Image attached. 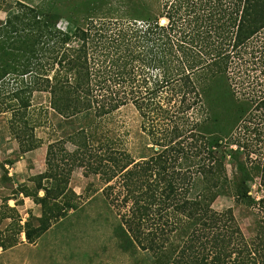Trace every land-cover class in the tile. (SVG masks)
I'll return each instance as SVG.
<instances>
[{
    "label": "trees",
    "instance_id": "1",
    "mask_svg": "<svg viewBox=\"0 0 264 264\" xmlns=\"http://www.w3.org/2000/svg\"><path fill=\"white\" fill-rule=\"evenodd\" d=\"M0 8L7 11L0 19V111H11L8 127L21 150L39 144L29 113L36 91L49 94L57 114L86 119L66 137L71 151L49 145L47 168L33 177L36 192L21 189L41 207L28 239L61 215L63 198L71 205L69 174L84 165L105 183L119 178L117 191L109 183L102 194L109 207L120 203L117 227L140 253L137 264H264V195L228 179L223 148L258 169L264 186V0H143L131 19L87 18L74 27L38 4ZM215 94L228 108L223 129L234 127L227 138L218 135L221 127L204 129L201 107ZM128 102L152 144L138 160L98 140L93 123ZM58 152L67 156L62 167ZM225 193L254 212L249 235L232 207H213Z\"/></svg>",
    "mask_w": 264,
    "mask_h": 264
},
{
    "label": "rangeland",
    "instance_id": "2",
    "mask_svg": "<svg viewBox=\"0 0 264 264\" xmlns=\"http://www.w3.org/2000/svg\"><path fill=\"white\" fill-rule=\"evenodd\" d=\"M15 1L17 0H0L2 6L9 7H14ZM20 1L34 6L38 4L56 14L63 27L65 24L68 27L83 26L87 18L131 19L140 13L138 7L140 1L143 2ZM6 13L4 8H0V19H4ZM154 13L155 11L152 15ZM48 98L49 94L46 92L36 91L32 94L29 113L35 126L31 131L39 144L25 151L21 150L22 147L8 127L11 111H0V264H137L140 253L124 239L117 227L119 221L115 210L120 203L115 200L116 203L109 207L102 194V189L109 183L114 186L112 190L117 191L119 178L114 177L105 183L99 175L93 174L84 165H76L69 174L67 186L71 205H65L66 197L63 198L61 215L51 221L47 230L39 236L33 235L29 239L26 237L25 230L38 225L41 207L34 202L32 195H23L22 187L36 192L33 177L47 168L46 153L49 145L58 143L62 149L71 151L74 146L66 137L86 122L83 117H63L57 114L50 108ZM224 100L218 94L209 96L201 107V115L209 119L205 131L214 134L213 131L221 127L218 135L227 138L234 131V127L229 123L223 129V121L227 120L228 114ZM149 120L151 121L150 116ZM93 123L100 135L98 140L104 142L110 139L113 146L126 149L135 160L152 153L151 139L142 130V117L133 103L119 105L109 113L97 116ZM144 123L147 124V121ZM62 138L64 142H60ZM156 148L155 146L154 149ZM223 148L226 152L228 179H242L250 188L249 193L257 198L263 196L264 186L259 184L258 169L246 167L240 153L235 154L234 159L237 161L232 160L233 157L227 151L229 147L224 145ZM61 156L58 152L56 159L62 167L67 162V156H62L63 160L60 159ZM231 193L219 195L212 205L218 210L232 207L243 232L249 235L254 227L255 214L244 204H236ZM42 194L43 190H37V195Z\"/></svg>",
    "mask_w": 264,
    "mask_h": 264
},
{
    "label": "water",
    "instance_id": "3",
    "mask_svg": "<svg viewBox=\"0 0 264 264\" xmlns=\"http://www.w3.org/2000/svg\"><path fill=\"white\" fill-rule=\"evenodd\" d=\"M161 21H163V19H161Z\"/></svg>",
    "mask_w": 264,
    "mask_h": 264
}]
</instances>
